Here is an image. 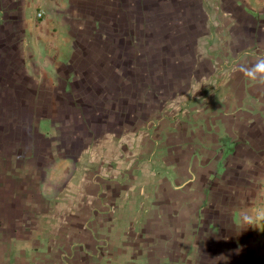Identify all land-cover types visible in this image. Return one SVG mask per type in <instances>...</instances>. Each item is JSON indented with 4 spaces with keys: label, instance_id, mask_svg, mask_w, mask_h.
<instances>
[{
    "label": "crops",
    "instance_id": "obj_1",
    "mask_svg": "<svg viewBox=\"0 0 264 264\" xmlns=\"http://www.w3.org/2000/svg\"><path fill=\"white\" fill-rule=\"evenodd\" d=\"M159 2L0 0V264H264V0Z\"/></svg>",
    "mask_w": 264,
    "mask_h": 264
},
{
    "label": "rangeland",
    "instance_id": "obj_2",
    "mask_svg": "<svg viewBox=\"0 0 264 264\" xmlns=\"http://www.w3.org/2000/svg\"><path fill=\"white\" fill-rule=\"evenodd\" d=\"M160 0H133V5L132 7L131 6H128V8H124V12L126 13L127 17L129 19H131L132 21H134L135 24H137V26H135V41H131L130 39H124L122 42H121V45H116L114 42H111V45L110 47H108L109 49L111 50H115V49H121L122 50V53L120 54L121 55V58L123 60V63L121 64V66L123 67V71H124V74H126V79L127 80H134V76H135V72L132 71V73H128V71L130 69H127L128 68V65H133L135 69H137L138 67H142L145 68L144 66H146L147 62V58L145 56L142 57H139L137 56L136 58H133L132 55H131V52L132 51H138L140 54H151L152 50L154 49H157L159 47H162L161 46V38L159 35V33L157 32H160L162 31L163 28H161L162 26H160L161 24L159 22L158 26L156 25V27H154V30L151 28L152 32L155 31L156 32V35H152L151 33L148 34V29L149 27H147V20L149 17H151V6L152 8H159L162 10V11H159L158 13L160 14V16L164 15L163 13H167L168 12V8L166 9V7L164 5H162L161 3L162 2H159ZM161 6V7H159ZM163 8V9H162ZM125 18V17H124ZM146 20V21H145ZM160 27V28H159ZM82 42L79 41L78 43V47L81 46ZM115 44V45H114ZM162 44H167V49L171 50L173 49V47H169L168 46V43L167 42H162ZM171 46V45H170ZM97 50H100L99 48H97ZM118 60V58H117ZM134 61V62H132ZM128 73H126V72ZM132 77V78H131ZM155 81H156V78H155ZM127 89V87L125 88ZM220 92V95L223 94V90L219 91Z\"/></svg>",
    "mask_w": 264,
    "mask_h": 264
},
{
    "label": "clouds",
    "instance_id": "obj_3",
    "mask_svg": "<svg viewBox=\"0 0 264 264\" xmlns=\"http://www.w3.org/2000/svg\"><path fill=\"white\" fill-rule=\"evenodd\" d=\"M250 79L257 80L259 83H264V59L257 61L250 69L245 72Z\"/></svg>",
    "mask_w": 264,
    "mask_h": 264
}]
</instances>
